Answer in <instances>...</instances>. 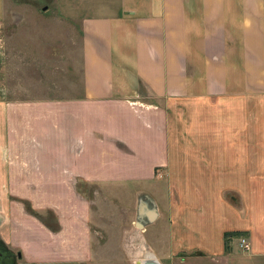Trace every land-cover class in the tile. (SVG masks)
I'll use <instances>...</instances> for the list:
<instances>
[{
    "label": "crops",
    "instance_id": "obj_1",
    "mask_svg": "<svg viewBox=\"0 0 264 264\" xmlns=\"http://www.w3.org/2000/svg\"><path fill=\"white\" fill-rule=\"evenodd\" d=\"M60 4L82 27L84 97L20 102L3 95L0 79V242L30 264L91 259L90 203L77 184L147 180L158 167L171 169V108L163 101L202 97L236 106L219 112L218 143L209 142L195 180L234 185L223 189L227 220L205 229L198 245L223 251L225 232L240 231L253 259L264 260V0ZM3 15L0 0V24ZM120 65L158 102L119 95L115 82H130ZM191 159L188 150V167ZM23 200L51 209L57 222L28 213Z\"/></svg>",
    "mask_w": 264,
    "mask_h": 264
},
{
    "label": "rangeland",
    "instance_id": "obj_2",
    "mask_svg": "<svg viewBox=\"0 0 264 264\" xmlns=\"http://www.w3.org/2000/svg\"><path fill=\"white\" fill-rule=\"evenodd\" d=\"M71 15L60 0H4L0 79L8 99L37 102L84 97L83 33L80 21ZM120 67L123 78L130 82H115L119 95L133 96L132 100L145 96L158 102L146 83L132 82L130 70ZM163 103L171 108L169 123L176 156L171 169L158 167L147 180L77 184L90 203L92 232V257L82 264H145L148 260L156 264H264L262 258L253 259L251 250H243L236 235L229 241L230 251L225 249V238L223 251L201 247L204 238L208 239L204 230L211 234L212 227L218 230L227 220L231 204L223 189L234 184L195 179L206 168L200 160L207 158L203 154L209 142L218 143L213 129L218 127L219 112L235 111L236 104L225 108L202 97ZM188 150L194 161L191 167L186 161ZM208 159L214 158L208 155ZM30 207L33 213L26 209L28 213L54 220L51 209ZM214 241L210 237V243ZM0 244L13 254L7 263L0 257V264H30L23 254L18 257L20 250Z\"/></svg>",
    "mask_w": 264,
    "mask_h": 264
},
{
    "label": "trees",
    "instance_id": "obj_3",
    "mask_svg": "<svg viewBox=\"0 0 264 264\" xmlns=\"http://www.w3.org/2000/svg\"><path fill=\"white\" fill-rule=\"evenodd\" d=\"M23 202H24V204H25V206H26V209H28L30 212H32L33 213V210H32V208L30 207L32 204L28 201V200H23ZM30 207V208H29ZM49 214H51V212L49 213ZM39 219H41L42 221H44L45 223H46V218L44 217V218H42L41 216L40 217H38ZM53 219L56 221V218L53 216ZM57 222V221H56ZM49 224V223H48ZM50 225V227L52 228V229H54V230H56V229H58V224L57 225H52V224H49ZM243 232H240V231H230V232H225V234H224V238H225V246H226V250L227 251H230L232 248H231V246H229V241H231V238H232V236H234V235H236V236H241V235H243L242 234Z\"/></svg>",
    "mask_w": 264,
    "mask_h": 264
},
{
    "label": "built area",
    "instance_id": "obj_4",
    "mask_svg": "<svg viewBox=\"0 0 264 264\" xmlns=\"http://www.w3.org/2000/svg\"><path fill=\"white\" fill-rule=\"evenodd\" d=\"M239 245L243 248L245 251L251 250V244L247 237L243 236L239 238Z\"/></svg>",
    "mask_w": 264,
    "mask_h": 264
},
{
    "label": "flooded vegetation",
    "instance_id": "obj_5",
    "mask_svg": "<svg viewBox=\"0 0 264 264\" xmlns=\"http://www.w3.org/2000/svg\"><path fill=\"white\" fill-rule=\"evenodd\" d=\"M0 253H3L4 257L2 258L4 263H7L6 261H8L10 258L13 257L12 252H10L9 250L3 248V246L0 244ZM8 259V260H7ZM11 264H13V261L10 262Z\"/></svg>",
    "mask_w": 264,
    "mask_h": 264
},
{
    "label": "water",
    "instance_id": "obj_6",
    "mask_svg": "<svg viewBox=\"0 0 264 264\" xmlns=\"http://www.w3.org/2000/svg\"><path fill=\"white\" fill-rule=\"evenodd\" d=\"M3 255H4L3 253H0V257H1V258H3V257H4ZM17 255H18V257H19V258H21V257H22V253H21V252H18V254H17Z\"/></svg>",
    "mask_w": 264,
    "mask_h": 264
}]
</instances>
